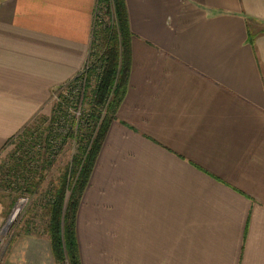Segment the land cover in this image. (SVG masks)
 I'll return each instance as SVG.
<instances>
[{
    "label": "crops",
    "instance_id": "0c3cea01",
    "mask_svg": "<svg viewBox=\"0 0 264 264\" xmlns=\"http://www.w3.org/2000/svg\"><path fill=\"white\" fill-rule=\"evenodd\" d=\"M125 3L127 92L78 208L81 264H264V0ZM96 5L0 0V150L85 67ZM23 238L5 264H56Z\"/></svg>",
    "mask_w": 264,
    "mask_h": 264
},
{
    "label": "trees",
    "instance_id": "16d2710c",
    "mask_svg": "<svg viewBox=\"0 0 264 264\" xmlns=\"http://www.w3.org/2000/svg\"><path fill=\"white\" fill-rule=\"evenodd\" d=\"M96 12L99 14L96 15ZM131 36L125 0H97L86 65L80 73L61 86L67 88V97L72 99L70 107L80 113L78 116H70V107H63L67 101L64 104L62 100L52 110V123L44 130L46 137L42 143L45 152L42 154L48 157L40 168L46 171L52 161L50 158H55V153L61 152L69 140L76 142L71 161L56 181L46 186L40 194L38 188L43 180L36 175L35 170L30 169L29 174L13 178V185L36 196V208L41 209L47 217V233L56 264H81L76 236L78 208L109 125L127 92ZM43 121L37 117L33 119L30 127L26 126L10 138L3 148L15 141L19 152L27 140L32 145L40 143L38 125ZM16 167V171L12 170ZM24 167V161H21L9 168L10 172H18ZM3 170V167L0 168V172ZM29 226L30 223L26 225Z\"/></svg>",
    "mask_w": 264,
    "mask_h": 264
},
{
    "label": "rangeland",
    "instance_id": "374dc122",
    "mask_svg": "<svg viewBox=\"0 0 264 264\" xmlns=\"http://www.w3.org/2000/svg\"><path fill=\"white\" fill-rule=\"evenodd\" d=\"M97 14H99V12H96V15ZM67 96V88H61V86L54 88L46 107L33 118L35 119L37 117V119L41 118V121L44 120L42 124L40 123L41 125H38V130L41 133L40 143L36 142L32 145L31 143L28 144L27 140L18 152V147L16 148V144H14L15 141H12L7 147L0 150V168H4V170L0 172V182L3 181L2 185H0V264H5L8 254L10 256L11 249L15 247L17 242L20 244V240L23 237L24 249L26 250L25 255L30 254L28 250L30 246H33L35 243L39 245L48 243L50 244V248H52L51 240L47 233L48 219L43 215L41 209L36 208V196L25 193V191L19 189V186H15L12 183L14 182V176H22L26 173L29 174V170L33 169L36 175L43 180L38 188L40 194L45 190L46 186L56 181L62 170L71 161V157L76 150V142L73 140H69L61 152L55 153V158H50L52 161L46 167V171L43 172L40 168L44 161L46 162L45 158L48 157L46 154H42L45 153L42 147L43 138L46 137V131L44 130L51 126V112L54 108L58 107L57 104H59L61 100L64 104L67 101V105L65 104L63 107L72 106V99ZM69 113L70 116H78L80 112L70 107ZM33 119L28 124V127L31 126ZM25 130H27V128ZM21 161H24L25 167L18 172H10V168ZM15 169L18 168H12V170L16 171ZM7 170H9V172ZM38 177L36 178L38 179ZM19 202H21L20 209L12 218L14 210L19 205ZM28 223H30V226L26 227ZM34 239H37V241ZM33 248H35V246Z\"/></svg>",
    "mask_w": 264,
    "mask_h": 264
},
{
    "label": "bare ground",
    "instance_id": "6f19581e",
    "mask_svg": "<svg viewBox=\"0 0 264 264\" xmlns=\"http://www.w3.org/2000/svg\"><path fill=\"white\" fill-rule=\"evenodd\" d=\"M21 202H22V201H21ZM21 202H19V205L15 208L14 213H13V215H12V218L18 213V211H19V209H20Z\"/></svg>",
    "mask_w": 264,
    "mask_h": 264
}]
</instances>
